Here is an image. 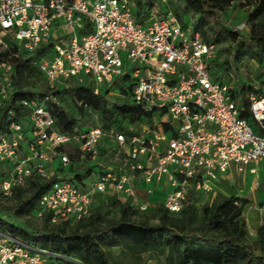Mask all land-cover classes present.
Instances as JSON below:
<instances>
[{
  "label": "built area",
  "instance_id": "built-area-1",
  "mask_svg": "<svg viewBox=\"0 0 264 264\" xmlns=\"http://www.w3.org/2000/svg\"><path fill=\"white\" fill-rule=\"evenodd\" d=\"M158 4L141 22L135 0H0V51L10 44L30 53L45 49L34 65L51 86L73 80L94 85L99 94L127 78L133 101L145 113L170 118L158 124L153 117L152 125L140 131L124 124L123 131L87 126L66 133L56 124V96L24 98L19 105L28 110V123H18L10 111L0 134V162L10 169L1 185L6 198L30 178L55 177L37 216L50 214L54 224L75 223L91 214L99 194L147 211L151 206L138 194L140 181L158 186L166 177L170 192L162 204L178 214L190 192L215 195L212 183L233 174L258 176L264 163V84L260 93L247 96L251 125L241 118L244 109L233 99L235 87L217 80L212 70L217 47L184 28L174 13H161ZM85 29L90 32L82 34ZM13 75V64L0 62V108L11 98ZM103 146L108 151L100 157ZM67 148L77 150L84 178L76 171L56 173L59 166L73 165ZM98 160V179L86 183L89 169L93 176L91 163ZM255 184L257 190L260 183ZM0 264L59 263L6 235L0 237Z\"/></svg>",
  "mask_w": 264,
  "mask_h": 264
},
{
  "label": "trees",
  "instance_id": "trees-1",
  "mask_svg": "<svg viewBox=\"0 0 264 264\" xmlns=\"http://www.w3.org/2000/svg\"><path fill=\"white\" fill-rule=\"evenodd\" d=\"M136 16L143 22L142 15L161 2L157 0H135ZM184 4L183 12L166 9L162 12L175 14L184 28L199 32L208 45H221L224 42L234 43V58L239 60L246 52L259 66L260 73L254 82H246L234 61L225 60L219 63L217 56L213 61L212 70L226 76V81L233 85L232 96L243 108L241 118L251 125L254 119L248 109L247 96L251 92L260 93L264 84V0H244L243 5L249 8L244 30L225 25L224 14L238 0H180ZM170 0L166 1V6ZM169 7V6H168ZM190 11L193 15L191 25L184 22V15ZM90 30H83L85 34ZM245 51V52H244ZM45 49L35 53L20 51L10 44L6 51H0V62H9L14 66V89L11 98L0 108V134L6 130L8 113H15L18 123L27 124L28 110L19 105L27 97H42L52 93L59 105L55 108L56 124L62 132H74L87 127L83 117L99 116L101 128L120 129L124 124L135 125L154 115L145 113L131 97V86L120 88L117 98L113 101L108 96L113 88L94 93V85L77 84L73 80L64 84L51 86L43 77L34 62L45 54ZM218 55V54H217ZM233 68L235 72H233ZM237 75V78L235 77ZM127 78H123L124 84ZM236 81V82H235ZM168 130V127H164ZM108 148L100 149L102 157ZM73 165L66 170L60 166L56 173L77 172L75 163L78 154H70ZM77 158V159H76ZM84 169V168H83ZM90 169L87 174L90 173ZM7 178V177H6ZM4 176H0V209L2 201H8L5 217H0V234L9 235L53 256L59 264H112L109 252L114 248L130 250L133 254L153 252L158 256H166L170 264H264V228L258 231L257 238L250 235L244 210L248 202L236 196L227 197L223 194L205 195L202 192H190L188 201L178 214L170 212L164 205L151 206L142 212L129 202H123L117 196L99 194L93 205L91 214L78 222H51V215L45 214L39 221L40 228H30L16 220L37 217V207L42 195L49 189L56 178L45 179L39 176L30 178L25 187H14L13 195L6 198L1 190ZM116 211L111 218L104 217L103 207ZM153 207V208H152ZM260 254H256V249Z\"/></svg>",
  "mask_w": 264,
  "mask_h": 264
},
{
  "label": "rangeland",
  "instance_id": "rangeland-1",
  "mask_svg": "<svg viewBox=\"0 0 264 264\" xmlns=\"http://www.w3.org/2000/svg\"><path fill=\"white\" fill-rule=\"evenodd\" d=\"M244 0H238L232 7L224 14V23L226 26L235 29L239 24L246 23V16L248 14L249 8L245 7L243 5ZM169 6V7H168ZM168 6H166V2H161L160 5V12H164L166 9L171 10H178L179 12H183L184 4L180 0H170L168 3ZM193 21V15L190 11H187L184 15V22L191 25ZM247 24V23H246ZM235 46L234 43L230 42H224L221 45H218L216 48L217 52V59L219 63L225 62V60L234 61L232 64H234V68H238L240 72L242 73V76L245 79L246 82H254L257 80V75L260 73L259 66L255 60L251 58V53L248 51L246 53H243L239 60H236L234 56H236V51H233L232 57L231 53L233 50V47ZM245 52V51H244ZM122 59L124 62H127V55L122 54ZM233 68V72H235V69ZM132 72V69H130ZM227 74L219 75L217 77H220L217 80L226 79ZM235 77L237 78V75L235 74ZM236 82V81H235ZM128 86L124 84V81L121 80V83L116 85L112 91L111 94L108 96L109 100L113 101L119 94L120 88H127ZM154 119L159 124L161 122L169 121L170 118L168 117H162L160 114H156L154 116ZM83 124L86 126H93V127H101L102 121L99 119V116H86L82 119ZM153 121L151 120H142L134 125L135 129L137 131L142 130L144 127H148L152 125ZM126 129L125 126H122L119 130L123 131ZM126 133L127 137H131L134 135V133H130L127 131H124ZM66 152L68 154L77 155V150L75 148H67ZM77 159V158H76ZM100 163V160L93 161L91 163V166L94 167L93 169V176L89 173V178H85V182H91L98 179V173L100 172V169L98 167V164ZM56 165L59 164V161H56ZM79 163L75 164L78 165ZM85 166H81L79 168L80 171ZM9 167L7 164L0 162V176H4L5 178L9 175ZM91 177V178H90ZM257 178V179H255ZM258 180L260 183V187L256 191H252V187H257L255 182ZM224 183V182H223ZM224 190L229 192V195L227 196H236V197H242L243 200H246L248 202L247 206L244 210V218H248L249 223L248 229L250 232V235L253 239L257 238L258 231L261 228H264V163L261 164L260 169L258 171V176L250 175L248 173L243 175H235L234 176V182L233 184H226L223 185ZM4 208L0 209V217H5L7 210L5 207L9 205L8 201L3 200L2 201ZM254 204V208L250 209V205ZM153 208V207H152ZM102 213L104 217L111 218L115 216L116 211L105 206L102 208ZM263 213V215H262ZM15 223H20L21 225H25L26 227H30L33 229L40 228L42 226V223L39 221V218L35 217H29L22 220H16ZM6 236L0 234V237ZM256 254H260V249H256ZM112 264H170L168 261H166V256H158L153 252H146V253H137L133 254L130 250H124L121 248H114L109 252Z\"/></svg>",
  "mask_w": 264,
  "mask_h": 264
},
{
  "label": "crops",
  "instance_id": "crops-1",
  "mask_svg": "<svg viewBox=\"0 0 264 264\" xmlns=\"http://www.w3.org/2000/svg\"><path fill=\"white\" fill-rule=\"evenodd\" d=\"M260 169V168H259ZM84 171H80V174H83ZM236 174H233L232 177L229 180L224 181L226 184H233L234 182V176ZM256 179V178H255ZM224 183H212L213 187L215 188V195L216 194H223L225 196L229 195V192L224 190L223 185ZM252 191H256L255 187H252ZM137 190L138 194L142 201L148 203L150 206L161 204L164 199L166 198L167 194L170 192V186L168 185L166 177L162 179V182L157 186L156 184H147L144 182H138L137 183ZM149 190H152L153 193L149 194ZM230 197V196H227ZM242 198V197H239ZM254 204L250 205V209L254 208ZM248 220V218H247ZM249 223V220H248Z\"/></svg>",
  "mask_w": 264,
  "mask_h": 264
},
{
  "label": "water",
  "instance_id": "water-1",
  "mask_svg": "<svg viewBox=\"0 0 264 264\" xmlns=\"http://www.w3.org/2000/svg\"><path fill=\"white\" fill-rule=\"evenodd\" d=\"M39 252H42V251L39 250Z\"/></svg>",
  "mask_w": 264,
  "mask_h": 264
}]
</instances>
